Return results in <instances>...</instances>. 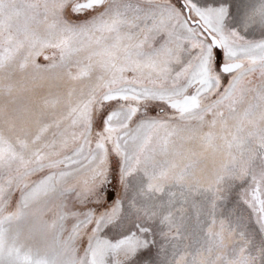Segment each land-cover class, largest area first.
<instances>
[{"label": "snow or ice", "instance_id": "snow-or-ice-1", "mask_svg": "<svg viewBox=\"0 0 264 264\" xmlns=\"http://www.w3.org/2000/svg\"><path fill=\"white\" fill-rule=\"evenodd\" d=\"M0 264H264V0H0Z\"/></svg>", "mask_w": 264, "mask_h": 264}]
</instances>
